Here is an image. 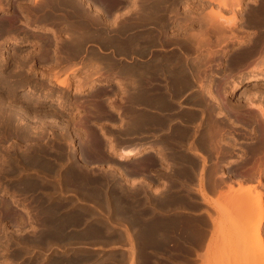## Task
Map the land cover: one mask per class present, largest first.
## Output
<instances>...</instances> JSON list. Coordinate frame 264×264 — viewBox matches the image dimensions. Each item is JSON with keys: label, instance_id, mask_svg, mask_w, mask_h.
<instances>
[{"label": "rangeland", "instance_id": "1", "mask_svg": "<svg viewBox=\"0 0 264 264\" xmlns=\"http://www.w3.org/2000/svg\"><path fill=\"white\" fill-rule=\"evenodd\" d=\"M24 1H27L26 3L29 5H27L25 2H23V0H1V4L3 7H5L7 5L5 8L6 11L3 9V7H0V16L3 15L4 12H5V14L7 13L8 15H11V14L15 15L16 14L15 16H17L16 20L14 22L16 24V28L13 30L14 32H11V33L12 34L14 33L18 36H20V35L22 36V33H23V36L25 37L24 38L25 42H23L20 45L21 47L19 48V50H17V52L14 53L15 52L14 49L9 48V46H10L9 44H11L13 38L10 37L9 39H6V38H4L5 37L4 34H3L4 37H3V35H0V37H1L0 38V43H1L0 52H2V55L0 54L2 56V57L0 56L1 57L0 58V68H2V69H0V84H1L0 88L2 89V90L0 89V96H2L4 98L6 93L11 91L12 93L11 92L10 93L13 95V102H14V103L12 102L11 104L14 107L16 106L15 109L17 108V105L23 106V107H25L26 105H29V104L24 103L23 99H24V95H26V93H27L26 90H28L29 87H33L34 85H35L34 86L35 87V91H34L35 95H40L41 88L39 86H40V84H42V85H44L43 89L48 90L47 92L46 91L43 92L44 97H46L47 99H50L52 97L51 93H49V92H51L50 91L51 90L50 84L48 82L44 83V81L42 83L39 82V81L44 80V78H46L47 75H51V76L52 75H65L66 76V75H72V74L75 75L74 73L69 72L67 70H63L62 72L54 71L53 68H51L53 66L47 65L49 62L52 61V58H46L44 61H41V60L35 58L34 63L31 61L24 62L21 60L22 54H24L26 51L27 52H29L30 50L35 51L39 48L38 46H40V44L35 43V41H37L39 38L46 40L48 42L50 40H52L50 47L53 46V50L56 51V47L58 44L57 41L59 39L61 41H63L64 37L67 36V34H66V35H64V37H62V35H60L59 32H57L56 30L55 31H56L57 35L54 37L52 35V33H50L49 31L39 32L38 34L37 33L34 34V33H32L33 31L31 29H27L23 24V20H25V19L21 15L22 12L20 11V9L23 7L22 8L23 10L24 9L26 10V8L28 10H32L34 8V4L37 5V3H39V2L38 1L35 2L36 0H32L35 3L30 2L31 0H24ZM133 1L129 0L128 5L122 7V8H124L123 9L124 12L121 11L118 14L116 13L114 15L115 17L113 16L109 21H107V24L112 25V27H114V23L115 24L119 23L122 25L123 23H121V22H123L124 20H127L128 17L130 18V16H133L134 13H137V8H136L137 4H135V6H134L135 2H133ZM254 1H256V0H242L243 4L241 5V8H240L241 10L240 9L237 10V15L239 14V16H244L245 12L248 10V8L252 7V4ZM4 2H6V3H4ZM182 2L177 4L178 7H177V5L175 7L176 8L175 12H177L176 14H178V16L180 17L179 19H182V16L189 17V14L191 12L189 11V9H188L189 12L187 11V7H186L187 3L189 5H192V8H193L192 12L196 11L194 13L198 14L199 10L201 9L199 12V14H201V15H206L203 12L206 11L205 13H207V10H209L210 8L213 10L218 9V5L213 0H189V1L183 0ZM184 2H186V3H184ZM28 6H30L32 9L30 7L28 8ZM221 9H223V10H221ZM221 9H220L221 12L225 16L231 15V13H232V9L229 7L228 8L227 7H225V8L221 7ZM183 10H186V11L183 12ZM31 13H34V11L33 10L30 11V14ZM179 13H180V15H179ZM125 14H126V16H125ZM116 16H118V17H116ZM119 16H121V17H119ZM22 17H23V20H21ZM125 17H127V18H125ZM123 18H125V19H123ZM122 19H123V21H122ZM193 19H195V18H193ZM113 20H115V21H113ZM44 23H45L46 27L53 28L52 24H50L49 22L45 21ZM46 23H48V24H46ZM240 23H244V24H242L244 26H242ZM245 23L246 22L243 19L240 20L239 27L242 26L245 29L249 28L248 31L247 30L245 31L244 29H242V27L237 28V29L232 31V34H235V35H233V36L229 35L230 37L227 40L221 41L222 43L217 42V45H216V40H215V33L212 31H209V30H208L209 31L208 34L209 33L210 34L207 38L208 40H207V42L206 41L203 42V44L206 43V45H203L202 42L199 43L202 45H198L195 41H193V39H191V37L188 38L189 37L188 36L186 40H188V41L192 40L191 41L192 47L189 46L190 42H187L188 43L187 46L189 47V48H187L186 45L181 44V42L178 40L180 38V36H178V38L176 39L177 42L180 43V49H183L182 51L187 56L186 60H187V64H188L189 68L191 67L190 68L192 71L191 73H193V72L195 73L192 75H221V76L224 75L225 78L228 77V79L225 81L226 85L224 83H222V81H221V80L225 79L223 76L222 77L223 79L220 78L217 80V88L215 90H212L217 98H219L220 100L222 99L221 101L224 100L223 99L224 97H227L229 104L232 103L231 105H234L233 109L236 110V111H232L229 109L230 112L227 110L228 115H230V117H232L234 119L233 120L234 124H232L233 125L232 126L231 123H227V125L225 126L226 119H224V123H223L224 133L221 134L223 137V140L226 141V140L230 139L232 142L234 141V143L236 144V145L234 144L232 146L231 149H232L233 153H229L228 155H230V156H228L227 153L220 155L221 158L223 156L222 160L225 161L224 163L226 166L224 167V170L227 173L231 172V167L242 169V168H244V166L249 164L247 162L246 163H241V162L237 163L236 162L234 164L233 161L235 162L237 159H235V160L232 159V157L234 155H236L239 152H242L241 150L243 148H245V145H246L245 144V141L247 140L246 136L250 135L249 133H247V132H249V130L246 132V130L244 129L243 126L247 127V129L249 127L251 128L255 123V122H253L254 119H252L254 117H256V118L258 117L259 119L263 120V118H261V115L259 114L257 109L255 107L250 106V105L254 106L256 104V105H260V106L264 107V97L263 96H261V97L257 96V95H259V93H261L262 88L264 90V84H263L264 80L262 79V81H261V76H262V74L264 75L263 70H261V68L260 69L255 68L252 65L253 64L252 60H254L253 59L254 56H250V57L246 58L245 60L238 62V64L237 63H231L232 56L235 53H237L239 50H241V48L243 46H245L247 43H249L250 39L254 35L253 34V32H254L253 26H251L252 27L251 28L249 26L250 24H247V23L245 24ZM196 26L199 27V22L197 20H193L191 22V28L195 30ZM174 28H175V26H172V28H171L172 31H174ZM186 28L189 32L191 31L189 26L188 27L186 26ZM24 31H26V32H24ZM235 31H237V32H235ZM226 33L228 34L229 30H226ZM237 35H238V37H237ZM26 37H27V39H26ZM32 38H34V39H32ZM56 38H57V40H56ZM237 38L241 39V40H238ZM40 39H39V41L41 42L42 40H40ZM234 39H236L237 41ZM234 41H236V42H234ZM239 41L241 44L239 43ZM174 42L172 40V41L167 42V43L165 42L162 45L157 43L158 46L156 44H154V46L159 47V45H161L165 49L170 48L171 50H175L176 52L179 51L178 53L182 56V53H180V50H178V48L175 47L176 46L175 44L177 42L176 41H174ZM224 42H225V44H224ZM228 42H230V43H228ZM178 43H177V45H178ZM195 43L197 44L196 48H194ZM219 44H220V46H218ZM222 44H224V45H222ZM198 46L199 47L202 46V48L201 47L199 48ZM219 47H222V48H219ZM101 49H108L109 50L108 52L111 53V55H112L110 57L112 59L115 58L114 60H119L120 64L123 62H124L123 64H125V61L128 63V62H133L136 60V56L133 54V52H131V53L128 52L127 54H123L121 56L122 53H119V52H114V54H113L112 53L113 48L109 49L108 47H103ZM209 49H211V52ZM222 49H223V51H222ZM53 50L51 49L50 51H53ZM154 51L157 52L159 50L156 49ZM12 53L15 54L13 61H11L9 64L5 63V59L6 58L8 59V57H10L9 54L11 55ZM50 53H52V52H50ZM20 54H21V56H20ZM127 58L129 60H127ZM15 60H17V61L15 62ZM18 62L21 64H19ZM3 63H5V65L2 67ZM30 63L32 65H30ZM241 63L243 65H241ZM247 64H249V65L247 66ZM250 65H252V66H250ZM44 66H45V68H44ZM198 66H200V67H198ZM236 66H238V67H236ZM207 67H209V68H207ZM20 68H23V69H20ZM25 68H27V69H25ZM29 68H34L35 71L29 70ZM74 68H76V66ZM15 69L16 70L18 69V70L16 71ZM71 69H73V67ZM195 70H197V72ZM8 73L11 75H9ZM63 73H65V74H63ZM4 75L6 76V78ZM38 75H42L43 78L39 79ZM108 75H116V74L110 73ZM85 76H88V75H85ZM8 77H12V78H8ZM54 77H56V76H54ZM250 78H256L257 80L256 79L255 80L250 79ZM6 79H7V81H6ZM25 79H28V80L25 81ZM50 79H48V81H50ZM58 79H61V78H58ZM24 81H25V83H23ZM237 81H238V85L235 84ZM252 81L261 83L263 85V87H261L262 85L259 84V86L261 87V90H260V88L254 89L253 87L255 86V84H253ZM10 83H12V84H10ZM250 83H252L254 86ZM7 84H8V86H7ZM9 84L11 86L10 88H9ZM12 86H14V88ZM222 86H223L222 89H224L223 93H221V90H220ZM205 88H208L211 91L210 86H205V87L203 86L202 91H204ZM12 89L15 91H12ZM246 90H249V91L247 92ZM36 92H37V94H36ZM246 92L247 93H249V92L253 93L254 92V93H256V96L251 98V99L241 98V96L244 93H245V95L247 94ZM261 95H264V94H261ZM121 97L125 98L123 96H121ZM14 98H16L17 100H15ZM202 98L204 101H206V100L211 101L215 104L213 99H210L204 93L202 94ZM241 99H243V100H241ZM0 101L3 102L2 99H0ZM46 101L47 100H44L43 104H41L39 102L40 104L36 103V104L29 105V107H31L32 111L38 112V114H37V112L31 111L30 114H32L33 116H35V115L37 116V115L41 114L40 113L42 111L41 108H44L43 106H45ZM111 103H113V100L111 101ZM213 103H211V104L213 105ZM252 103H254V104H252ZM14 107H13V109H14ZM213 112L217 113V107L216 106H214L212 108V111L208 112L209 114H208L207 119L210 120L211 118H213V120H215L218 123L219 119L217 118V116L215 117L213 115ZM256 113H257V115H255ZM248 116H249V120H248ZM251 119H252V123H250ZM25 122H26V124H25ZM27 122H29V124ZM235 122H236V124H235ZM18 123L15 121V125H14V128H16L15 130H17V129L23 130V129H30V128H31L30 130H33L34 127H38V129H39V127H43L44 129H43L41 135L37 136V137H39V139H37L35 137H34V139L36 141H40L43 146L46 145L47 147H52L53 141H54V136L56 137L55 130L52 128V127H54L52 123H51V125L47 124L45 126V124L44 123L42 124L41 121H39V119L37 117L25 118L23 120L20 119V120H18ZM251 124H253V125L251 126ZM16 126H19V127L17 128ZM24 127H26V128H24ZM225 127L227 129H225ZM215 129H217L216 126L214 128V134L216 132L215 135H217V130H215ZM16 133L17 132H13L12 133L13 135L10 133L11 136H9L10 134L8 136H6L2 131L0 132V139H1L0 143L2 144V145L0 144L1 145L0 151L4 150V148H6L8 146V144H9L8 147H11L12 145L13 146L21 145V149H25V142L22 140L21 136L19 134L16 135ZM51 133L52 134L54 133V134L52 135ZM230 133L231 134L233 133V134L230 135ZM245 133H246V135H245ZM214 134H213V137L216 138L217 136H214ZM233 135L235 138L233 137ZM237 135H238V138H237ZM4 136H6V137H4ZM41 136H42V138H41ZM2 138H5V139L2 140ZM232 139H235V140H232ZM12 140L14 143L12 142ZM213 146L215 147L214 149H216V150H213L212 153H214L215 155H208V156H210V158L213 159L214 169L216 171L212 170V174L215 175L216 179H214V180H215V183H217V181H218L217 176L218 175L215 173L218 171V163L219 162H217V161H219L218 159L220 157H219V153H218V149H217L218 147L215 144H213ZM113 147H114V145H112V148ZM113 150H116V149L113 148ZM235 150H236V152H235ZM45 154H46L45 155L46 158L45 157L44 158L47 161L53 162L54 160H58L59 162L54 161L52 165L44 166V167H43V165H40V164L29 165V166L26 165L27 167H24L25 165H22L23 169H22L21 163H19V166L17 167L18 170L9 172V174H5V172L0 171V173L2 172L1 174H3V175L0 174V203H1L0 205L2 206V208L0 206V211H1L0 212V264H49V263L55 264L56 261H59L60 264H62V263L64 264L65 262L67 264H69L70 261L63 260V259L68 258V256H66L64 254H66L70 251H72V253H74V256L75 255L79 256V255L83 254L82 257H76L75 256V260L76 259L78 260V258H79V260L78 261L74 260L73 264H75V263L76 264H140V263L148 264V263H153L150 261L151 258H154V260H155L154 264H264V247L261 248V246L259 244L260 242L258 243L257 239L259 237L257 238V236H256L257 234L255 232L256 229H255V227L252 226V225H254V226L256 225V222L258 220L257 216H260V215H258L260 213L258 206L253 207V206L247 205V203H248L247 202L246 205L249 206V207H247L245 205V203L244 204L242 203L243 201L236 203V202H234V200L236 198H234V200L230 198V196H232V198H233V195H232L233 193H235L234 197L235 196L237 197V194H236L237 192H235V190L233 188V184H232L233 181H235V180H233L235 178H243V181H242L243 183H246V182L247 183H249V182L253 183L254 182L253 184H255L256 186H258L260 188V186H261L260 184H262L264 182L262 180V179H264V176L260 178V181H262V183H260V184L257 183L256 177L258 176V174L254 170H251V168L246 169V170H240L239 171L240 173L239 172H236V174L231 173L229 176L225 177L226 183H228V185H226V186H227V188L229 186L228 189L230 192H232V194L230 193L231 195H228V197H226L228 192H225L227 194L224 195V197H222V199L217 198V197L216 198H208L206 196V191H205L204 185H201V188H199L200 193L203 196H205L206 199H208V202H210V205H211L210 210L214 211V213L216 214L215 215L216 217L211 216V219L214 223L213 224L214 226L210 232V235H209L206 243H204V247H202L203 240L205 239V236H206L205 230L203 231V233H201L200 231H197V230L193 231L192 233L185 232L184 231L185 224H183L181 222L182 219H181V216H179V215L176 217L177 218L176 222L173 223L172 226H166L167 227V229H166L164 224H162L163 223L162 219L156 220V219H154L155 217L153 218L152 210H155L154 208L149 209V207H147V206L138 208L142 203H144V204L146 203V205H147L148 200H150L149 193H147V192H144L142 194V198L144 200H139V201H137L136 196L140 195L141 194L140 192H129V191L118 192L119 194H121L122 201H119V198L112 199L113 196H111V195L114 193H110V192H103V198L101 201H98L99 199L95 198L94 196L86 197L80 193H75L76 196H74L72 194L67 193L68 191L62 190V188H60L59 184L68 185L70 183L68 181H65V180L62 181V180H60V178H62V173H63L62 171L63 170L65 171L70 164H72V163L75 164L76 160L72 159L73 161L70 160L69 162L66 163L65 157H56L53 153V150H49ZM208 156L203 155V163H205ZM238 160H239V158H238ZM90 163H91V161L87 162V165ZM39 167L40 168L42 167V168L40 169ZM86 168H88V166ZM33 169H35L37 172ZM88 169H92V168H88ZM20 170H22V171H20ZM246 171H249V173L246 174ZM12 173H14L15 175ZM28 175H30L31 177ZM232 177H234V178H232ZM27 178H32L37 183L34 185V187L30 188V190H32V191L38 190L37 193H40L41 195H45L46 197L50 198L52 201H58V202H60V204L62 203L60 205V209L63 210L62 213H65L68 210L69 211L79 210V211H82L84 213L83 218L81 219V221L83 223L81 221H77L76 223L73 224V227L68 232H74L75 231V233L76 232L78 233L81 228H82L81 230H83V226L85 227V225L93 223L94 229L96 230V232H94V236L92 237V235H93L92 234L89 237H77L75 239L69 238V240L65 239V238L58 239V238H54V237L52 238L51 237V238H47L45 241H42L40 236L43 233H46V231H45L46 227L43 226V222L41 220L39 212L37 211L38 210L37 209V203H35V201H34V202H32L33 204L31 205L30 204L31 202H27V201H25L24 198L20 197L22 188H19L17 185V183H19L18 181L22 182V181H24V179H27ZM231 180H233V181H231ZM230 184H232V185H230ZM36 186H38V187L36 188ZM234 186H237V182H236V185H234ZM218 188H220V190H222L221 188H223V187L218 186ZM261 190L264 191L263 187H261ZM11 191H12V193H11ZM11 197H12V199H11ZM13 198H15L14 200H17L16 203L14 202ZM134 199H135V201H134ZM139 199H141V198H139ZM81 200H83V202ZM115 200H116L115 203H117L118 205L120 203L124 204L123 208H121V209L118 208V210H117V208H115V206H114ZM86 202H91L92 205L89 206V205H87ZM126 204H127V206H126ZM3 205L8 207L6 213L2 212L3 208L5 207V206L3 207ZM22 206H24L26 208L27 212H29V213H27L25 211V209L24 210L21 209ZM86 206H88V208H90V209L86 210ZM76 208H78V209H76ZM80 208H81V210H80ZM179 208L181 209L183 207H179ZM159 209L164 210L162 208H159ZM155 211H157V210H155ZM211 211H208L209 215H211ZM127 214H128V216H127ZM134 216H135L134 220L129 219V217L134 218ZM255 218H257V219H255ZM93 219H95V220H93ZM254 219L256 220V222ZM85 220H86V222H85ZM137 220H141V223H144L147 221L153 222L156 220L157 222L155 221L153 223H161L163 226L160 225L161 227L158 228L155 232L154 230L150 231L148 229L149 226L145 223V224H143V226L145 227V230L143 231L144 234H143L141 232L144 229V227H141L142 224H140V222H139V224H137ZM31 221H32V223H31ZM37 221H39V222H37ZM99 221H101V222H99ZM245 222H246V224H245ZM262 222H263V224L260 227L259 233L258 232L257 233H258V236L264 238V230H263L264 229V220H262ZM38 223H39V225H38ZM99 226H100V228H99ZM39 227H40V229H39ZM192 227L199 230V228L201 227V224H192ZM43 228H45V229L43 230ZM146 228L151 233H149V231H146ZM37 229H39V231ZM125 229H127V230H125ZM165 229H166V231H165ZM248 229H249V231H248ZM163 231L166 232V238L164 236L165 232H163ZM146 232H147V234H146ZM154 232H155V234H154ZM160 233H162V234H160ZM254 233H255V235H254ZM16 234H17V236H16ZM142 234H143V236H142ZM149 234H151V235H149ZM158 234H159V237L158 236L156 237V235H158ZM161 235L163 237H160ZM142 237L144 238V241L146 239H148V240H146L144 243ZM150 237L152 238V240ZM34 239H36L37 241ZM155 239L157 240L156 243H154ZM159 239H161V240H159ZM147 241H150V242H147ZM250 241H251V243H250ZM247 242H249V243L247 244ZM252 246H253V248H251ZM242 252H244L245 254ZM186 256H195V258H192L188 261H185L184 258ZM142 259L144 260L143 262L140 261ZM52 261H54V262H52Z\"/></svg>", "mask_w": 264, "mask_h": 264}, {"label": "bare ground", "instance_id": "2", "mask_svg": "<svg viewBox=\"0 0 264 264\" xmlns=\"http://www.w3.org/2000/svg\"><path fill=\"white\" fill-rule=\"evenodd\" d=\"M39 2L36 4H34V8L32 9L30 6H28V8L30 7L34 13H31L30 14V11L32 10H28L26 8V10L24 9H20V11L22 12L21 15L24 17L25 20H23V17L21 20H23V24L24 26L27 28V29H31L33 32L32 33H39V32H47L49 31L50 33H52V35L55 37L57 34H56V31L54 28H49V27H46L45 26V21L47 19V16L51 15L53 12H63L65 14H68V13H71L74 15V18L71 17V20H74V23H75V26L73 28L70 29V31L68 29L69 32H66L67 36L64 37V44H66L67 46V51L68 53L72 54V52H75V51H79L81 49V46L84 42L87 41V38H88V41H90V37L92 35L93 38H96L95 34L92 33V30H90L91 28L90 27V24H91V21L92 19L94 18V20H96V17H91L89 18V16H87V12H84L85 9L83 8L82 4L84 2V0H36L35 2ZM87 1V0H85ZM133 1V0H132ZM183 0H134L133 2L134 3V6L135 4L136 5V8H137V13H134L133 16H130V18L128 17H125L127 18V20H124L125 18L122 19L123 23L122 25L120 24L121 26V30L118 31V36L121 37L122 40H125L123 43H120V44H117L115 45L114 47L112 45H110V47L112 46L113 48V54L114 52H119V53H122L121 56L123 54H127L128 52H133V54L136 56V60L133 61V62H126L125 61V64L123 63H117V64H114L112 63V59H109L107 58L108 60H111V63H109L110 61H108L107 59L105 61H107L108 65V69L111 70V72H106L108 74H116L117 76L121 75V76H124V75H136V80L134 81L132 78L130 77H127V82L125 81L124 83H117V84H121L123 85V91L125 93V95L127 94V89L131 92L130 94L126 95L125 98L123 99L124 103H128L130 105H135V112L137 113V116L135 118H133V121L137 123V129H142V128H145L148 124L149 121H152L150 120L152 117H153V114L154 115H165L167 114V110L169 109L170 107V104L171 102L174 101H177V99H173L172 100V97L174 95L171 94V89L169 90L166 86V92L165 93H161V92H158L157 90H155L153 88V82H156V81H153L154 79H157V75H163V76H166L167 78H169L171 81H173L175 78H181L183 75H192V74H195L194 72L191 73V67L189 68L188 64H187V60H186V54L182 51L183 49H180V43L177 42V38L178 36H180V38L178 39L181 44L183 45H188L187 42H190L189 46H191V41H188L186 40L187 37L191 39H193V41H195L198 45H202L203 42H207V38L209 36L208 32L209 31H212L215 33V40H216V45H217V42H221V41H225L227 40L231 35H235V34H232V31L237 29V28H241L242 24L244 23H240L242 26L239 27V22L240 20H244L247 24H250L249 26H253L254 28V32H253V36L252 38L250 39V42L247 43L245 46H243L241 48V50H239L237 53H235L232 58H231V63H237L238 62H241L243 60H245L246 58L250 57V56H254L252 60L253 61V66L255 68H261V70H263L264 72V0H256L253 2L252 4V7L248 8V10L245 12V15L244 16H239V14L237 15V10L241 8V5L243 4L242 3V0H213L214 2H216V4L218 5V9H209L207 10V13L203 12L204 14L206 15H201L197 13H194L192 12L193 11V8H192V5H188L186 4V7H187V11L189 9V11L191 12L189 14V17H186V16H182V19H179L180 17L178 16V14H176L177 12H175V7L178 3L182 2ZM185 1V0H184ZM189 1V0H188ZM23 2H27V1H24ZM29 2V1H28ZM30 2H33L35 3L34 1H30ZM6 3V2H4ZM20 3V2H19ZM92 3V2H91ZM104 3V2H103ZM183 3V2H182ZM186 3V2H184ZM27 4V3H26ZM25 4V5H26ZM85 4L88 5V3L86 2ZM84 4V5H85ZM96 4V3H94ZM106 4V3H105ZM109 4V3H108ZM127 4V3H126ZM24 5V6H25ZM29 5V4H27ZM31 5V4H30ZM33 5V4H32ZM36 5V6H35ZM7 6V5H6ZM5 7L2 6L1 4V0H0V7H3V9L5 10ZM20 6V5H19ZM86 6V5H85ZM91 6V5H90ZM182 6V5H181ZM207 6V5H206ZM33 7V6H32ZM89 7V6H88ZM96 7V6H95ZM178 7V5H177ZM185 7V8H186ZM222 8H225V7H229L232 9V13L231 15H224L221 10ZM99 8V7H98ZM102 8V7H101ZM134 8V7H133ZM244 8V7H243ZM135 9V8H134ZM178 9V8H177ZM184 9V8H183ZM221 9V10H220ZM100 10V9H99ZM98 10V12H99ZM136 10V9H135ZM204 10V9H203ZM241 10V9H240ZM245 10V9H244ZM6 11V10H5ZM96 11V10H95ZM186 11V10H183V12ZM188 11V12H189ZM209 11V12H208ZM19 12V11H18ZM17 12V13H18ZM41 12H43V14H40ZM93 12V11H92ZM124 12V11H123ZM130 12V11H129ZM97 13V12H96ZM182 13V12H181ZM65 14L64 17H65ZM87 14V15H86ZM107 14V13H106ZM118 14V13H117ZM128 14V13H127ZM186 14V13H185ZM16 15V14H15ZM15 15H8L7 13L5 14V12L3 13V15L0 16V35H3L4 38L6 39H9L10 37L13 38L11 44H9V48L10 49H14V53L17 52V50H19V48L21 47L20 45L25 42L24 40V36H23V33H22V36H18L16 34H12L11 32H14L13 30L16 28V24L14 23L15 20H16V17ZM56 15V14H55ZM62 15V14H61ZM62 15V16H63ZM99 15V14H98ZM115 15V14H114ZM180 15V13H179ZM92 16V15H91ZM107 16V15H106ZM110 16V15H109ZM126 16V14H125ZM69 17V16H68ZM69 17V19H70ZM115 17V16H114ZM118 17V16H116ZM121 17V16H119ZM177 17V18H176ZM67 18V17H66ZM65 18V19H66ZM107 18V17H106ZM195 18V19H193ZM68 19V20H69ZM62 20V18H61ZM193 20H197L199 22V27L196 26V29H192L191 28V22ZM40 21V22H39ZM108 21V20H107ZM115 21V20H113ZM68 22V21H67ZM50 23V22H49ZM52 23V22H51ZM50 23V24H51ZM65 23V22H64ZM93 23V21H92ZM96 23V22H94ZM245 23V24H246ZM48 24V23H46ZM116 24H119V23H116ZM69 25V24H68ZM115 25V23H114ZM67 26V25H66ZM93 26V24H92ZM100 26V25H99ZM116 26V25H115ZM118 26V25H117ZM172 26H175L174 28V31H172ZM186 26L190 27L191 31L189 32L186 28ZM107 27V26H106ZM67 28V27H66ZM113 28V27H112ZM115 28V27H114ZM113 28V29H114ZM248 28V27H247ZM252 28V27H251ZM59 29V28H58ZM242 29H244L245 31L248 29H245L242 27ZM24 30V29H23ZM26 30V29H25ZM61 30V29H60ZM98 30V29H97ZM97 30L95 29V31L97 32ZM112 30V29H111ZM209 30V31H208ZM226 30H229V33L227 34L226 33ZM28 31V30H27ZM104 31V30H103ZM102 31V32H103ZM116 31V30H115ZM239 31V30H238ZM241 31V30H240ZM26 32V31H24ZM59 32V31H58ZM94 32V31H93ZM95 32V33H96ZM100 32V30L98 31V33ZM107 32V31H106ZM228 32V31H227ZM237 32V31H235ZM234 32V33H235ZM16 33V32H15ZM96 33V35L98 34ZM239 33V32H238ZM28 34V33H27ZM105 34V32H104ZM110 34V32H109ZM112 34V33H111ZM115 34V32H114ZM247 34V33H246ZM25 35V34H24ZM40 35V34H39ZM117 35V34H116ZM230 35V36H229ZM99 36V35H98ZM101 36V35H100ZM107 36V35H106ZM117 36V37H118ZM212 36V35H211ZM245 36V35H244ZM52 37V36H51ZM59 37V36H58ZM108 37V36H107ZM110 37V36H109ZM236 37V36H235ZM234 37V38H235ZM238 37V35H237ZM1 38V37H0ZM46 38V37H45ZM98 38V39H97ZM96 39L99 40V37H97ZM105 38V37H104ZM242 38V37H241ZM27 39V37H26ZM34 39V38H32ZM40 39V38H39ZM39 39L37 41H35V43H38L40 44V46H38L39 48L37 50H33V51H29V52H25L24 54H20L21 56V60L24 61V62H28V61H31L34 63L35 61V58L36 59H39L41 61H44L46 58H53L54 56V53L55 52L53 50L52 53H50L51 49H50V45H51V41L50 40L49 42L46 41V40H43V39H40L42 40L41 42L39 41ZM52 39V38H51ZM238 39V38H237ZM36 40V39H35ZM48 40V39H47ZM57 40V38H56ZM60 40V39H59ZM86 40V41H85ZM93 40V39H92ZM103 40V39H102ZM106 40V38H105ZM104 40V41H105ZM108 40V38H107ZM176 41L178 43L175 44L178 48V50H180V53H182V56L176 52L175 50H171L170 48L169 49H165L163 46H161L163 43H167V42H170V41ZM230 40V39H229ZM232 40V39H231ZM236 40V39H234ZM238 40H241V39H238ZM244 40V39H243ZM242 40V41H243ZM237 41V40H236ZM234 41V42H236ZM54 42V41H53ZM58 42V41H57ZM202 44H199L201 43ZM214 42V41H213ZM231 42V41H230ZM228 42V43H230ZM33 43V42H32ZM55 43V42H54ZM87 43V42H86ZM91 43V42H90ZM96 43V42H95ZM157 43L161 44L159 45V47H156L154 46V44L157 45ZM175 43V42H174ZM173 43V44H174ZM193 43V42H192ZM195 43V47L197 46V44ZM222 43V42H221ZM240 43V41H239ZM37 44V45H38ZM208 44V43H207ZM225 44V42H224ZM222 44V45H224ZM241 44V43H240ZM1 45V43H0ZM34 45V44H33ZM63 45V44H62ZM84 45V44H83ZM203 45H206L203 44ZM211 45V44H210ZM221 45V46H222ZM58 46V44H57ZM65 47V45H63ZM158 46V45H157ZM220 46V44L218 45ZM34 47V46H33ZM99 47V45H98ZM109 47V46H108ZM199 47V46H198ZM202 48V46H200ZM199 47V48H200ZM217 47V46H216ZM2 48V47H1ZM35 48V47H34ZM83 48V47H82ZM85 48V47H84ZM155 48V49H154ZM187 48H189L187 46ZM219 48H222V47H219ZM224 48V47H223ZM33 49V48H32ZM55 49V48H54ZM63 51H66L64 50L63 48H61ZM60 49V50H61ZM101 49V48H100ZM159 50V51H154V50ZM29 50V49H28ZM57 50V49H56ZM70 50V52H69ZM82 50V49H81ZM92 50V49H91ZM203 50V49H202ZM210 52H211V49H209ZM216 50V49H215ZM233 50V49H232ZM83 51V50H82ZM94 51V50H93ZM223 51V49H222ZM13 52V51H12ZM22 52V51H21ZM12 53L11 55L9 54L10 57H8V59L6 58L5 59V63H10L11 61H13L14 59V56L15 54ZM67 53V55H68ZM88 53V52H87ZM213 53V52H212ZM0 54L2 55V52H0ZM56 54V53H55ZM94 54V53H93ZM98 54V53H97ZM111 54V53H110ZM198 54V53H197ZM218 54V53H217ZM222 54V53H221ZM0 55V56H1ZM73 56H75L76 54H72ZM102 55V54H101ZM107 55V54H106ZM116 55V54H115ZM5 56V55H4ZM88 56V55H87ZM95 56V55H94ZM112 56V55H111ZM214 56V55H213ZM231 56V55H230ZM2 57V56H1ZM0 57V58H1ZM64 57V56H63ZM76 57V56H75ZM93 58V56H91ZM97 57V56H96ZM107 57V56H106ZM109 57V56H108ZM91 58V59H92ZM95 58V57H94ZM93 58V59H94ZM105 58V57H104ZM88 59V58H87ZM90 59V58H89ZM96 59V58H95ZM98 59V58H97ZM115 59V58H114ZM113 59V60H114ZM215 59V58H214ZM3 60V59H2ZM53 60V59H52ZM85 60V59H84ZM127 60H129L127 58ZM211 60V59H210ZM17 60H15L16 62ZM82 61V60H81ZM104 61V62H105ZM117 61V60H116ZM115 61V63H116ZM190 61V60H189ZM209 61V60H208ZM101 62V61H100ZM114 62V61H113ZM195 62V61H194ZM5 63L2 64V67L5 65ZM19 63V62H18ZM39 63V62H38ZM54 63V62H53ZM52 63V65H53ZM97 63V62H96ZM127 63V64H126ZM248 63V62H247ZM21 64V63H19ZM28 64V63H27ZM73 64V63H72ZM76 64V63H75ZM86 64V63H85ZM89 64V63H88ZM104 64V63H102ZM225 64V63H224ZM229 64V63H228ZM30 65H32L30 63ZM50 65V66H52ZM67 65V63H66ZM70 65V64H69ZM100 65V64H99ZM105 65V64H104ZM194 65V64H193ZM241 65H243L241 63ZM249 64H247L248 66ZM250 65V66H252ZM29 66V65H28ZM49 66V65H48ZM79 66V65H78ZM106 66V65H105ZM216 66V65H215ZM246 66V65H245ZM27 67V66H26ZM66 67V66H65ZM75 67V66H74ZM71 69L70 71H73L74 68ZM89 67V66H88ZM96 67V66H95ZM104 67V66H103ZM200 67V66H198ZM218 67V66H217ZM238 67V66H236ZM17 68V67H16ZM28 68V67H27ZM25 68V69H27ZM45 68V66H44ZM53 68V67H51ZM55 68V66H54ZM209 68V67H207ZM263 68V69H262ZM2 69V68H0ZM20 69H23V68H20ZM99 69V68H98ZM106 69V68H105ZM198 69V68H197ZM4 70V69H3ZM16 70V69H15ZM18 70V69H17ZM16 70V71H17ZM29 70H34V68H29ZM51 70V69H50ZM100 70V69H99ZM103 70V68H102ZM14 71V70H13ZM12 71V72H13ZM20 71V70H19ZM26 71V70H25ZM35 71V70H34ZM90 71V70H89ZM109 71V70H108ZM197 72V70H195ZM200 71V70H199ZM3 72V71H2ZM7 72V71H6ZM27 72V71H26ZM51 72V71H50ZM74 72V71H73ZM99 72V71H98ZM11 73V72H10ZM41 73V72H40ZM66 73V72H65ZM63 73V74H65ZM92 73H94L92 71ZM9 74V73H8ZM13 74V73H12ZM55 74V73H54ZM98 74V73H97ZM107 74V75H108ZM3 75V74H2ZM11 75V74H9ZM31 75V74H30ZM29 75V76H30ZM94 75V74H93ZM96 75V74H95ZM101 75V74H100ZM115 75V76H116ZM5 76V75H4ZM23 76V75H22ZM21 76V77H22ZM92 76V75H90ZM99 76V75H98ZM184 76V77H185ZM194 76V75H192ZM224 76V75H223ZM2 77V76H1ZM27 77V76H26ZM86 79H87V76H85ZM187 77V76H186ZM6 78V76H5ZM8 78H12V77H8ZM7 78V79H8ZM25 78V77H24ZM167 78H160V79H167ZM225 78V76H224ZM3 79V78H2ZM6 79V81H7ZM30 79V78H29ZM50 79V78H49ZM70 79V78H69ZM85 79V80H86ZM223 79V78H222ZM228 79V77H226L225 79L221 80L222 83L225 84V81ZM250 79H256V78H250ZM262 79L264 80V75L262 74L261 76V81ZM11 80V79H10ZM15 80V79H14ZM28 80V79H25V81ZM56 81L59 85L63 86V88L65 87H68L70 81L68 80L67 76L61 78V79H58V77H52L50 79V81ZM76 81V84L75 86L77 87H81L84 83V81ZM180 80V79H179ZM185 80V79H184ZM189 80V79H188ZM257 80V79H256ZM5 81V80H4ZM25 81L23 83H25ZM247 81V80H246ZM2 82V81H1ZM18 82V81H17ZM21 82V81H20ZM29 82V81H28ZM34 82V81H33ZM72 82V81H71ZM167 83V81H165ZM178 82V81H177ZM186 82V81H185ZM240 82V81H239ZM253 82V81H252ZM4 83V82H3ZM16 83V82H15ZM22 83V82H21ZM30 83V82H29ZM45 83V82H44ZM53 83V82H52ZM171 83V82H169ZM183 83V82H182ZM188 83V81L186 82ZM12 84V83H10ZM9 84V88L11 87ZM234 84V83H233ZM238 85V81L235 83ZM252 84V83H250ZM255 84V86L253 85ZM253 88L254 89H258L260 88L261 90V87H263V85L259 82H253ZM259 84H261L262 86L260 87ZM263 84H264V81H263ZM1 85V84H0ZM16 85V84H15ZM42 85V84H41ZM46 85V84H45ZM157 85V84H156ZM155 85V86H156ZM161 85V84H160ZM169 85V84H168ZM222 85V84H221ZM226 85V84H225ZM251 85V86H252ZM8 86V84H7ZM35 86V85H34ZM33 86V87H34ZM44 86V85H43ZM118 86V85H117ZM171 86V85H170ZM173 86V85H172ZM176 86V85H175ZM174 86V87H175ZM187 86V85H186ZM6 87V86H5ZM14 88V86H12ZM29 87L28 90H26V95H24V103L26 104H36V103H39L41 100H42V97H40V95H35L34 91H35V87ZM40 87V86H39ZM51 87V86H50ZM70 87V86H69ZM110 87L107 86V88ZM119 87V86H118ZM172 87V88H174ZM8 88V87H7ZM96 88H99V87H96ZM112 88V87H111ZM223 86L221 87V93L224 92V89H222ZM249 88V87H248ZM247 88V89H248ZM1 89V88H0ZM52 89V88H51ZM68 89V88H66ZM82 89V88H81ZM133 89V91H132ZM2 90V89H1ZM7 90V89H6ZM164 90V89H163ZM207 90V89H206ZM12 91H15L12 89ZM247 92L249 90H246ZM251 91V90H250ZM11 92V91H10ZM8 92L6 93L5 97L3 98L2 96H0V99L3 100V102L0 101V132L2 131L6 136H8L10 133L12 134L13 132H17V134H19L22 138V140L25 142V149H21V145H17V146H11V147H6L4 148V150L0 151V171H3L5 172V174H9V172H12V171H15V170H18L17 167L19 166V163H21V166L22 165H25L24 167H27L26 165H36V164H40V165H43L44 166H49L51 162L47 161L45 158V153H47L49 150H52V147H47L46 145L43 146L42 143L40 141H36L34 139L37 138L39 139V137L37 136H40L42 131H43V127H34L33 130H30V129H23V130H15L16 128H14V125H15V121L18 123V120H23L25 118H33V117H37L39 119V121H41V123L45 124V126L48 124V125H51V123L54 120V114L51 112V109L50 111H39L41 114L39 115H35L33 116L31 113V107H29V105H24L25 107L23 106H18L17 105V108L15 109V107L11 104L13 102V95ZM246 92V93H247ZM50 93V92H49ZM220 93V92H219ZM37 94V92H36ZM177 94V92H176ZM201 94V93H200ZM205 94V92H204ZM226 94V93H225ZM243 94V93H242ZM261 94H264V90L262 88L261 90V93H259V95L257 96H263L264 95H261ZM206 95V94H205ZM224 95V94H223ZM200 96V95H199ZM207 96L211 99H213V101L215 102V105L217 107V118L219 119L216 127L217 129V135L216 132L214 134V131L211 129L212 127H210V129H208V131L206 130L205 131V135H207L209 138H213V134L214 136H217L216 138L213 139V142L211 143V148H213V144H215L218 148V153H219V157L220 155H223V154H226L227 155L229 153H233L232 152V146L235 144L234 141L232 142L230 139L228 140H223V137H222V133H224V119H226L225 121V126L227 125V123H231L234 124V119L232 117H230V115H228V112L227 110L229 111L232 110V111H236L233 109L234 105H231L232 103L229 104V101L227 100V97H224L223 101H221L219 98H217L216 96H213V93H211L210 91L207 92ZM256 96V93H252V92H249L245 95V93L241 96V98H246V99H251L253 97ZM124 97V96H123ZM178 97H179V94H178ZM176 98V97H175ZM222 98V97H221ZM259 98V97H258ZM15 100H17L16 98H14ZM21 99V98H20ZM245 99V100H246ZM46 100V99H45ZM243 100V99H241ZM263 100V99H262ZM55 102L57 103H60L61 100L60 99H55L54 100ZM179 101V100H178ZM204 101V100H203ZM248 101V100H247ZM246 101V102H247ZM250 101V100H249ZM16 102V101H15ZM53 102V101H52ZM205 102V101H204ZM14 103V102H13ZM17 103V102H16ZM20 103V102H19ZM212 103V102H211ZM22 104V103H21ZM40 104V103H39ZM180 104V103H179ZM254 104V103H252ZM260 104V103H259ZM54 105V104H53ZM56 105V104H55ZM109 105V104H108ZM186 105V104H185ZM263 105V104H262ZM175 106V105H174ZM242 106V105H241ZM248 106V105H247ZM251 107H255L257 109V111L259 112V114L261 115V118L262 119H259L258 117H254L252 119L254 123L251 124V128L249 127L247 129V127L243 126L244 129L246 130V132L249 130V133L250 135L249 136H246L247 140L245 141V148H243L241 151L242 152H239L237 153L236 155H234L232 157V159H237L235 162L233 161V163L235 164L236 162H241V163H249L247 165V168H251V170H254L255 172H257L258 176L256 177V182L257 183H262V181H260V178L264 176V107L263 106H260V105H250ZM14 107V109H13ZM23 107V108H22ZM51 107V106H50ZM129 107V106H128ZM171 109V108H170ZM252 109V108H251ZM53 111V110H52ZM212 111V110H211ZM253 111V110H252ZM251 111V112H252ZM32 112H37V111H32ZM54 112V111H53ZM230 112V111H229ZM55 113V112H54ZM216 113V112H215ZM38 114V112H37ZM135 114V113H133ZM209 114V113H208ZM235 114V113H234ZM56 115V113H55ZM136 115V114H135ZM257 115V113L255 114ZM250 116V115H249ZM249 116H248V120H249ZM252 116V115H251ZM134 117V116H133ZM155 117V116H154ZM166 117V115H165ZM169 118V116H167ZM216 117V116H215ZM240 117V116H239ZM253 117V116H252ZM131 118V117H130ZM210 118V117H209ZM167 119V118H166ZM171 119V118H170ZM169 119V120H170ZM173 119V118H172ZM171 119V120H172ZM176 119V118H175ZM252 119L249 121L250 123H252ZM30 120V119H29ZM59 120V119H58ZM237 120V119H236ZM26 121V120H25ZM208 121V120H207ZM246 121V120H245ZM36 122V121H35ZM20 123V122H19ZM18 123V124H19ZM29 124V122H27ZM34 123V122H33ZM50 123V124H49ZM58 123V122H57ZM208 123V122H206ZM205 123V124H206ZM26 124V122H25ZM236 124V122H235ZM17 125V124H16ZM23 125V124H22ZM21 125V126H22ZM56 125V124H55ZM134 126H136V124L134 123L133 124ZM239 125V124H238ZM245 125V124H244ZM44 126V125H43ZM212 126V125H211ZM229 126V125H228ZM233 126V125H232ZM240 126V125H239ZM238 126V127H239ZM17 128L19 126H16ZM23 127V126H22ZM27 127V126H26ZM24 127V128H26ZM31 127V126H30ZM56 127V126H55ZM14 128V129H13ZM135 128V129H136ZM209 128V127H208ZM21 129V128H20ZM147 129V128H146ZM225 129H227L225 127ZM200 130V129H199ZM33 131V132H32ZM230 131V130H229ZM231 132V131H230ZM226 133V132H225ZM3 134V135H4ZM11 134L9 136H11ZM52 134V133H51ZM54 134V133H53ZM52 134V135H53ZM233 134V133H232ZM230 133V135H232ZM237 134V133H236ZM13 135V134H12ZM18 135V136H19ZM246 135V133H245ZM4 136V137H6ZM63 136V135H62ZM67 136V135H66ZM228 136V135H227ZM3 137V136H2ZM55 137V136H54ZM234 137V135H233ZM232 137V138H233ZM42 138V136H41ZM53 138V137H52ZM207 138V137H206ZM207 138V139H209ZM235 138V137H234ZM237 138H238V135H237ZM5 139V138H2V140ZM59 139V138H58ZM1 140V139H0ZM65 140V139H63ZM70 140V139H69ZM72 140V139H71ZM232 140H235V139H232ZM43 141V140H42ZM1 142V141H0ZM3 142V141H2ZM5 142V141H4ZM13 142V140H12ZM21 142V141H20ZM47 142V141H46ZM14 143V142H13ZM1 144V143H0ZM70 145V143H68ZM218 144V145H217ZM2 145V144H1ZM0 145V146H1ZM16 145V144H15ZM236 145V144H235ZM6 146V145H5ZM23 146V145H22ZM49 146V145H48ZM66 146V144H65ZM68 146V145H67ZM66 146V147H67ZM1 148V147H0ZM51 148V149H50ZM108 148L113 151V148H112V145L109 144ZM215 148V147H214ZM236 148V147H235ZM238 148V147H237ZM61 149V148H60ZM122 149V148H121ZM241 149V148H240ZM59 150V149H58ZM63 150V148H62ZM163 150V149H162ZM216 150V149H214ZM61 151V150H59ZM55 151V153H59ZM64 151H65V147H64ZM110 151V152H111ZM149 150L147 149V147L143 146V147H136L134 149L132 148H123L122 150L120 151H115V153L119 156V157H128V156H131V155H134L133 157L135 156H138L140 154V156H142L141 154H144V153H147ZM234 151V150H233ZM67 152V151H65ZM213 152V151H211ZM236 152V150H235ZM70 153V152H69ZM69 153H68V156H69ZM114 153V154H115ZM165 153V152H163ZM161 152V154H163ZM63 154V153H62ZM235 154V153H234ZM147 155V154H146ZM61 156V155H60ZM64 156V155H63ZM139 156V157H140ZM167 156V155H166ZM230 156V155H228ZM45 157V158H44ZM58 157V156H57ZM65 159L67 158V155L64 156ZM215 157V156H214ZM69 158V157H68ZM223 158V156H222ZM222 158L220 157L217 161L219 162L218 163V171L215 173L217 174L218 176V181H217V186L219 187H222V185L226 183V180H225V177L228 176L229 173H227L225 170H224V167L226 166L225 165V161L222 160ZM239 158V160H238ZM60 159V158H59ZM226 159V158H225ZM231 159V158H230ZM55 161V160H54ZM69 161V160H68ZM73 161V160H72ZM84 161V160H83ZM211 161V160H210ZM216 163V162H215ZM228 163V162H227ZM52 165V164H51ZM56 165V164H55ZM75 167L74 169L71 171L72 173H76L79 174V172L81 170L82 167L86 168L88 165L87 164H77L75 163L74 164ZM213 166V165H212ZM216 166V165H215ZM35 167V166H34ZM52 167V166H51ZM89 167V166H88ZM246 168V166H244ZM40 168V167H39ZM42 168V167H41ZM40 168V169H41ZM50 168V167H49ZM213 168V167H212ZM22 169H23V166H22ZM88 169V168H86ZM31 170V169H30ZM35 170V169H33ZM215 169H213L214 171ZM227 170V169H226ZM233 170V169H232ZM235 170V169H234ZM237 170V169H236ZM250 170V171H251ZM22 171V170H20ZM29 171V170H28ZM36 171V170H35ZM41 171V170H40ZM202 171V170H201ZM216 171V170H215ZM18 172V171H17ZM37 172V171H36ZM42 172V171H41ZM40 172V173H41ZM64 172V170L62 171ZM86 172V170H85ZM203 172V171H202ZM2 173V172H1ZM0 173V174H1ZM59 173V172H58ZM233 173V172H232ZM240 173V172H239ZM14 174V173H12ZM17 174V173H16ZM83 174V173H81ZM236 174V172H235ZM3 175V174H1ZM15 175V174H14ZM69 175V174H67ZM71 175V174H70ZM251 175V174H250ZM11 176V175H10ZM30 176V175H28ZM27 176V177H28ZM58 176V175H57ZM77 176V175H76ZM81 176V175H79ZM253 176V175H252ZM6 177V176H5ZM31 177V176H30ZM89 177V176H87ZM91 177V176H90ZM244 177V176H243ZM72 178V176H71ZM79 178V177H78ZM86 178V177H85ZM234 178V177H233ZM5 179V178H4ZM84 179V178H83ZM90 179V178H89ZM92 179V178H91ZM216 179V178H215ZM80 180V179H79ZM233 180H236V182L238 183V187L237 188H234L235 192H237V197L235 195V193L232 194V192L229 191V186L227 188L226 185H228V183H226V191L225 192H228L225 193L223 188H221L222 190L220 191V188L219 191L221 193V196L224 197V195L227 194L226 197H228V195H233V198L232 196H230L231 199L234 200V198H236L234 200V202H241L243 201L242 203L246 205H250V206H258L259 210H260V213L258 215L260 216H257L258 217V220L256 222L255 218V222H256V225H252L253 227H255L256 229V236H257V240H258V243L260 244L261 248L264 247V238L258 236V233H259V230H260V227L261 225L263 224L262 220H264V191L261 190V187H263L264 189V182L262 184H260V188L258 186H256L255 184L253 183H243V178H235ZM231 180V181H233ZM264 181V179H262ZM58 181V180H57ZM13 182V181H12ZM19 183H17L18 187L19 188H22V190H24V188H32L34 187L36 183V181L32 178H27V179H24V181L20 182L18 181ZM49 182V181H48ZM252 182V181H251ZM231 183V182H230ZM84 184H85V181H84ZM91 184V183H90ZM94 184V183H93ZM16 185V186H17ZM87 185V183H86ZM232 185V184H230ZM10 186V185H9ZM61 186V185H60ZM234 186V185H233ZM38 186H36L37 188ZM46 187V186H45ZM34 189V188H33ZM49 189V188H48ZM7 190V189H6ZM15 190V189H14ZM29 190V189H28ZM51 190V189H50ZM53 190V189H52ZM58 191V190H57ZM218 191V192H219ZM31 192V191H30ZM44 192V191H43ZM62 192V191H61ZM94 192V191H93ZM12 193V191H11ZM15 193V192H14ZM33 193V192H32ZM231 193V194H230ZM60 194V193H59ZM220 195V194H219ZM32 196V195H31ZM24 197V196H23ZM30 197V196H29ZM39 197V196H38ZM71 198V197H70ZM12 199V197H11ZM15 198H13L14 200ZM29 199V198H28ZM115 199V198H114ZM222 199V198H221ZM224 199V198H223ZM31 200V199H29ZM36 200V198H35ZM227 200V199H226ZM229 200V199H228ZM232 200V201H233ZM237 200V201H236ZM6 201V200H5ZM4 201V202H5ZM23 201V200H22ZM26 201V200H25ZM83 201V200H81ZM112 201V200H111ZM118 201V200H117ZM119 201H122L119 199ZM14 202L16 203L17 200H14ZM108 202V201H107ZM116 202V200L114 201V203ZM252 202V203H251ZM7 203V202H6ZM26 203V202H25ZM37 211L39 212V215L41 217V220L43 222V226L46 227L43 228V230L45 229L46 233H43L40 238L42 239V241H45L47 238H65V239H75L77 237H89L91 236L92 234V237L94 236V232H96V230L94 229V224L91 223V224H88V225H85V227L83 226V230L80 229V231L77 233L74 232H68L71 230V228L73 227V224L76 223L77 221H81V219L83 218V212L82 211H79V210H72V211H66L65 213H62L63 210L60 209V202L58 201H52L50 198L46 197L45 195H40V198L38 199L37 202ZM113 203V204H114ZM241 203V204H242ZM1 204V203H0ZM4 204V203H3ZM68 204V203H67ZM71 204V203H70ZM121 204V203H120ZM252 204V205H251ZM256 204V205H255ZM7 205V204H6ZM234 205V204H233ZM246 205V206H247ZM1 206V205H0ZM5 205H3L4 207ZM36 207V206H35ZM66 207V206H65ZM79 207V206H78ZM249 207V206H247ZM2 208V206H1ZM74 208V207H73ZM83 208V207H82ZM8 207L5 206L3 208V211L4 213H6ZM21 209H25V211L27 212L26 208L24 206H22ZM32 209V208H31ZM78 209V208H76ZM95 209V208H94ZM33 210V209H32ZM81 210V208H80ZM158 210V209H157ZM165 210V209H164ZM36 211V212H37ZM1 212V211H0ZM37 212V213H38ZM158 212V211H157ZM29 213V212H27ZM86 213V212H85ZM21 214V213H20ZM29 215V214H28ZM146 215V214H145ZM144 215V216H145ZM23 217V216H22ZM31 217V216H30ZM89 217V216H88ZM164 218V217H163ZM6 219V218H5ZM18 220V219H17ZM95 220V219H93ZM106 220V219H105ZM147 220V219H146ZM150 220V219H149ZM36 221V220H35ZM98 221V220H97ZM110 221V220H109ZM156 221V220H155ZM153 221V222H155ZM39 222V221H37ZM82 222V221H81ZM86 222V220H85ZM92 222V221H91ZM101 222V221H99ZM150 222V223H149ZM147 221V222H144V223H141L142 226L141 227H144L143 224H147L149 226V230H154L156 232V230L158 228H160L162 224H164V226H172L173 223L169 224V223H166L165 221H162L163 223H153L152 221ZM157 222V221H156ZM25 223V222H24ZM32 223V221H31ZM83 223V222H82ZM128 223V222H127ZM2 224V223H1ZM20 224V223H19ZM93 224V225H92ZM98 224V223H97ZM150 224V225H149ZM246 224V222H245ZM253 224V223H252ZM13 225V224H12ZM32 225V224H31ZM34 225V224H33ZM39 225V223H38ZM146 225V226H147ZM183 225V224H182ZM42 226V227H43ZM81 226V225H80ZM97 226V225H96ZM163 226V225H162ZM246 226V225H245ZM33 227V226H32ZM31 227V228H32ZM36 227V226H35ZM181 227V226H180ZM6 228V227H5ZM37 228V227H36ZM35 228V229H36ZM77 228V227H76ZM100 228V226H99ZM18 229V228H17ZM40 229V227H39ZM39 229H37L39 231ZM98 229V228H97ZM105 229V228H104ZM110 229V228H109ZM143 229V228H142ZM167 229V227H166ZM165 229V231H166ZM74 230V229H73ZM77 230V229H76ZM100 230V229H99ZM127 230V229H125ZM141 230V229H140ZM145 230V227L144 229L142 230L141 233H143V231ZM147 230L146 228V231H149ZM264 230V229H263ZM44 231V232H45ZM149 231V233H151ZM163 231V232H165ZM249 231V229H248ZM4 232V231H3ZM41 232V231H40ZM43 232V231H42ZM154 232V234H155ZM258 232V233H257ZM33 233V232H32ZM37 233V232H36ZM140 233V234H141ZM153 233V232H152ZM144 234V233H143ZM142 234V236H143ZM147 234V232H146ZM153 234V235H154ZM162 234V233H160ZM263 234V233H262ZM11 235V234H10ZM29 235V234H28ZM35 235V234H34ZM151 235V234H149ZM148 235V236H149ZM185 235V234H184ZM255 235V233H254ZM17 236V234H16ZM101 236V235H100ZM159 237V234L156 235V237ZM164 236L166 238V232L164 233ZM170 236V235H169ZM26 237V236H25ZM37 237V236H36ZM98 237V236H97ZM160 237H163L162 235ZM254 237V236H253ZM12 238V237H11ZM34 238V237H33ZM39 238V237H38ZM37 238V239H38ZM143 238V237H142ZM151 238V237H150ZM149 238V239H150ZM154 238V237H153ZM252 238V237H251ZM30 239V238H29ZM82 239V238H81ZM88 239V238H87ZM146 239V238H145ZM162 239V238H161ZM159 239V240H161ZM164 239V238H163ZM18 240V239H17ZM36 240V239H34ZM52 240V239H51ZM92 240V239H91ZM125 240V239H124ZM148 240V239H146ZM145 240V241H146ZM152 240V238H151ZM249 240V239H248ZM37 241V240H36ZM78 241V240H77ZM96 241V240H95ZM136 241V240H135ZM144 241V238H143V242L145 243ZM154 241V240H153ZM156 239H155V242L156 243ZM10 242V241H9ZM68 242V241H67ZM94 242V241H93ZM147 242H150V241H147ZM159 242V241H158ZM64 243V242H63ZM103 243V242H102ZM140 243V242H139ZM152 243V242H151ZM249 242H247L248 244ZM251 243V241H250ZM255 243V242H254ZM10 244V243H9ZM141 244V243H140ZM39 245V244H38ZM29 246V245H28ZM137 246V245H136ZM159 246V245H158ZM244 246V245H243ZM246 246V245H245ZM6 247V246H5ZM244 248V247H243ZM253 248V246L251 247ZM251 250V249H250ZM7 251V250H6ZM19 251V250H18ZM246 252V251H245ZM6 253V252H5ZM20 253V252H19ZM80 253V252H79ZM82 253V252H81ZM132 253V252H131ZM244 253V252H242ZM3 254V253H2ZM77 254V253H76ZM245 254V253H244ZM247 254V253H246ZM5 255V254H4ZM10 256V255H9ZM76 256V255H75ZM83 254L79 255V256H76V257H82ZM87 256V255H86ZM140 256V255H139ZM258 256V255H257ZM3 257V256H2ZM8 258V257H7ZM248 258V257H247ZM67 259V258H66ZM79 259V258H78ZM61 260V259H60ZM72 260V259H71ZM258 260V259H257ZM76 261V260H75ZM3 262V261H2ZM38 262V261H37ZM49 262V261H48ZM54 262V261H52ZM51 262V263H52ZM65 262V261H64ZM66 263V262H65ZM64 263V264H65ZM50 264V263H49ZM55 264H60L59 261H56ZM63 264V263H62ZM67 264V263H66ZM76 264V263H75Z\"/></svg>", "mask_w": 264, "mask_h": 264}, {"label": "flooded vegetation", "instance_id": "3", "mask_svg": "<svg viewBox=\"0 0 264 264\" xmlns=\"http://www.w3.org/2000/svg\"><path fill=\"white\" fill-rule=\"evenodd\" d=\"M86 2L88 3V5L85 4ZM128 2L129 0H84L82 4L83 8L85 9L84 12H87V14L89 13L88 15H86H90L89 18L96 17V20H94V18L92 19L93 23L91 21L89 28H91L90 30L93 29L92 33L95 34L96 38L99 37V40H97L98 38H93L94 35L92 34L93 37L91 35L90 41H88V37L87 41L85 40L87 43L84 42V45L82 44L81 49L83 51L80 49L79 51L77 50L75 52H72V54H76V57L68 53L67 46L63 41L58 40V46L56 47L57 50L55 52L51 51L54 53V56L52 58L53 60L47 65H52V63L54 62L52 65L54 71L62 72L63 70H67L74 73L75 75H66L68 80L70 81L68 87H66L68 89H66L65 87L63 88V86L59 85L54 80L48 81V79L52 76L63 78L65 77V75H47L44 80L39 81L40 83H42L43 81L48 82L51 86L50 89L52 88L50 90L52 97L50 99H47L46 97H44L43 92H47L48 90H44L43 85L40 84V96L42 97L40 103L43 104V101L45 99L47 100L45 106H43L44 108H41V110L50 111L51 109V112L55 117V121L52 122L54 126L52 128L56 133V137H54L52 145L54 155L56 157H64L65 155H67L65 161L66 163L72 159H75L76 163L81 165L87 164V162L91 161V163L88 164V168L92 169H86L82 167L81 169H79L81 170L79 174H77V172H71L74 169L75 165L74 163L70 164L62 173V178H60V180L68 181L70 184H59V186L61 185L60 188H62V190H66L68 191L67 193L74 196H76L75 193H80L86 197L94 196L95 198L99 199L98 201L102 200L103 192L114 193L111 195L113 196L112 199L119 198L120 200H122L121 194H119L118 192H140L141 194L136 196L137 201L144 200L142 198V194L144 192H147L149 193L150 200H148L147 205L146 203H142L138 208L147 206L149 207V209L154 208L155 210H157V207L165 206V208L168 209L169 203L174 202L176 203L175 206L178 208L177 210L181 213L185 211L184 207L190 203L191 198L190 195L186 192V172L181 169L184 163H181L180 159L184 158V153L186 152L193 154L196 157L198 156L195 161L196 163L200 162L199 156L202 157V155H208V153L209 155H215L211 152L214 150V147L211 148V143L213 142V139L215 137H213L211 140V138L205 135V131H208L210 127H212L211 129L214 131V128L217 125L216 121L213 120V118H211L210 120L207 119L208 112H210L216 105L213 102L212 105L211 101H203L202 94L205 92V94L207 95V92L210 90L208 88H205L204 91H202V87L210 86V92L213 93L212 90H215L217 88V80L220 78L222 79L223 76L186 75V77L185 75H183L181 78H175L173 81H171L166 76L157 75V79L153 80L156 81L153 82V84L157 85H153V88L158 92L165 93L167 86L169 90L171 89V94L173 95L174 93L172 100L177 99V101L173 100V102H171L170 107L167 110V114H165L166 117L165 115L153 114V117L150 119L153 120L149 121L145 128L137 129V123L133 121V118L137 116V113L134 109L135 105H133L132 107V105L128 103L125 104L123 101L124 98L121 97H125L126 95L130 94L131 90L129 91L127 89V94L125 95L122 87L123 85L117 84L124 83L125 81L127 82V77L132 78L134 81L137 77L136 75H107V72H111V70L108 69V62L105 60L107 58L112 59L110 57L111 54L108 52V49H100L108 46V48L110 49L112 48V46L114 47L115 45L123 43L125 41L122 40L120 36H118V31L121 30L120 24H115L116 26L114 25L115 28L113 27V29L112 25L107 24V20L109 21L114 16V14L123 11L124 8L122 7L128 5ZM40 14H43V12H41ZM61 14L63 15L65 13L53 12L51 15L47 16L46 21L50 23L52 22V27L57 32L59 31V34L64 37V35H66V32H69L70 29L75 26L74 20H71V17L74 18V15L68 13L65 14L64 17V15L62 16ZM68 16L70 17V19ZM66 29H68L69 31ZM95 29H98L97 32L95 31ZM99 30L100 32L98 33ZM95 32L98 34L96 35ZM104 37L106 38V40ZM62 44L65 45V47ZM110 45L112 46L110 47ZM50 48L52 49L53 46ZM61 48L66 51H63ZM91 56H93V58L95 57L96 59H93ZM108 61H110L109 63H111V60ZM115 61L116 60L112 59V63H119V60H117L116 63ZM102 63H104L106 66ZM74 66H76V69L73 70L74 72L70 71V69ZM92 70L94 73H91ZM85 75H88L87 79ZM38 78H43V76L38 75ZM160 78L167 79L165 80ZM81 79L82 81L85 79L86 80L84 81L85 84H83L79 88L75 86V84L77 80L81 81ZM165 81H167V83ZM185 81H188V83H186ZM109 85L110 87L107 88V86ZM213 96H215L214 93ZM57 97L58 99H61L60 103L54 101L55 99H57ZM112 100L113 103H111ZM52 110L56 113V115ZM133 113H135L136 115ZM216 114L217 113L213 112L214 116H217ZM167 116H169V118ZM170 118L173 119L171 120ZM134 123L136 124V126L133 125ZM206 137L209 139H207ZM68 143H70V145ZM65 144L66 146H68L66 147ZM109 144L114 145L116 152L126 147L128 149H134L136 147L143 146H146L149 151L147 153L141 154L142 156H140L139 154L135 157H133L134 155L128 157H119L115 153V151L114 154L113 151L108 148ZM64 147L65 151L67 152L64 151ZM205 148L209 150L207 154L202 153V150ZM58 149L61 151H59ZM55 151H59V153H55ZM161 152L165 153L161 154ZM53 162H51V164H53ZM55 162L59 161L55 160ZM246 169H248L247 165L246 168L244 167L242 169L231 167V172L228 174V176L232 172L235 173L239 172L240 170ZM199 171L201 172V168H199ZM192 172L193 176H195L196 178V171L194 170ZM248 173L249 171H246V174ZM132 177L145 178L146 181H149V183L131 184L130 181ZM153 182L164 183L165 187L163 189L165 190V192L162 194L154 193V186L152 185ZM213 183L214 185L216 184L215 181ZM201 185L202 183L200 181L197 186L198 193L200 192L199 188H201ZM28 189H21L20 197L24 198L27 202H31L30 204L32 205V202L38 201L41 194L37 193L38 190L32 191L30 190V188ZM28 198L31 200H29ZM193 200L197 205L201 203L200 200ZM86 203L89 206L92 205L91 202ZM114 206L118 210V208H123L124 204L118 205L117 203H115ZM179 207L183 208L180 209ZM88 209L90 208L86 206V210ZM155 210H152V216L153 218L155 217L154 219H162L166 223L170 224V222H168L170 220L169 218H163L162 215L155 214ZM180 213L175 214V216L172 218V222H176V217L178 215L181 216V222L184 221V218L182 217L183 215H181ZM129 219L134 220L135 216L134 218L129 217ZM139 222H141V220H137V224H139ZM64 255L68 256V258L63 260H68L70 261L69 264H73V261L75 260L74 253L70 251ZM192 258H195V256H186L184 260L188 261ZM140 261L143 262L144 260L142 259ZM150 261L153 263L148 264H154L155 262L154 258H151Z\"/></svg>", "mask_w": 264, "mask_h": 264}, {"label": "crops", "instance_id": "4", "mask_svg": "<svg viewBox=\"0 0 264 264\" xmlns=\"http://www.w3.org/2000/svg\"><path fill=\"white\" fill-rule=\"evenodd\" d=\"M208 149L205 148L202 150V153L207 154ZM209 155V153H208ZM206 155V156H208ZM198 157V156H197ZM195 155L190 154L188 152L184 153V158L180 159L181 163L183 162L184 165L181 167L182 170H184L185 173V183L187 185L186 192L190 195L191 201L190 203L184 207V212H179L177 207L175 206L176 203L170 202L168 209L165 208V206H160L159 208L165 209V210H160L158 207L156 209H159L155 212V214H160L164 218H169L170 220L168 222H172V218L175 216L176 213H180L183 215L182 217L184 218L183 224H185L184 231L187 233H192L193 231H200L203 233L205 230L206 236L205 239L203 240L202 247H204V243H206L211 230L213 229V221L211 219V216L216 217L214 211H211V205L210 202H208V199L205 198L200 192L198 193L197 186L198 184L202 183L204 185L205 191H206V196L208 198H222L221 193L218 189V186L215 184L214 185V179L215 175L212 174V170L214 169V163L213 159L210 158V156L207 157L205 163H203V155L202 157L199 156L200 162L196 163V158ZM211 160V161H210ZM213 165V166H212ZM213 167V168H212ZM199 168L203 171H199ZM196 171L197 177L193 176L192 171ZM236 181V180H235ZM233 181V185H236V182ZM131 184H148L149 181H146L145 178H140V177H132ZM213 184V185H212ZM152 185L154 186L153 191L154 193L162 194L165 192L163 189L165 187L164 183H156L153 182ZM226 185V184H225ZM224 189V192L226 191L227 188L222 186ZM234 188L238 187L233 186ZM219 191V192H218ZM220 194V195H219ZM193 199L200 200L201 203L197 205ZM208 211H211V215L208 214ZM192 224H201V227L198 229H195L192 227Z\"/></svg>", "mask_w": 264, "mask_h": 264}]
</instances>
